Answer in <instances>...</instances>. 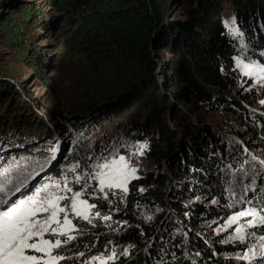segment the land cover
Listing matches in <instances>:
<instances>
[{"label": "trees", "instance_id": "trees-1", "mask_svg": "<svg viewBox=\"0 0 264 264\" xmlns=\"http://www.w3.org/2000/svg\"><path fill=\"white\" fill-rule=\"evenodd\" d=\"M112 1L113 6L101 8L89 0H59L63 13L58 39L90 61L98 56L115 57L142 70L138 83L112 109L126 112L136 107L131 129L139 139H147L145 156L153 168L130 181L124 203L113 198L112 206L102 205L100 210L119 223L116 230L86 225L85 234L62 253L76 259V253L93 255L128 245V256L109 264H235L224 254L242 246L220 244L201 232L198 223L228 210L224 171L246 151L231 152L225 134L206 119L227 116L246 126L248 151L264 144V119L249 110L255 92L237 89L232 59L237 46L218 16L227 3L244 34V44L251 54H258L264 51V0H174L183 7V14L174 21L167 19L164 0ZM17 36L23 37L19 31ZM18 46L24 48L21 43ZM152 49H164L167 58L157 60ZM32 56V66L42 68V57L35 52ZM7 89L13 96L12 107L4 105L6 99L0 93V121L16 115L13 100L20 94L14 87ZM29 111L26 108L22 115H30ZM18 117L12 123H18V131L26 130L31 118ZM54 118L60 121L62 115ZM164 162L168 171L163 169ZM140 188L145 191L141 193ZM146 216L151 219L146 221Z\"/></svg>", "mask_w": 264, "mask_h": 264}, {"label": "rangeland", "instance_id": "rangeland-1", "mask_svg": "<svg viewBox=\"0 0 264 264\" xmlns=\"http://www.w3.org/2000/svg\"><path fill=\"white\" fill-rule=\"evenodd\" d=\"M89 1L91 4L93 1L97 2L96 5L100 4L101 8L113 6L115 3L112 0ZM173 1L164 0V6L168 7L169 21H174L183 14L181 3ZM59 3V0H55V4L54 0H0V84H3L0 85V93L3 95L2 98L6 99L4 105L12 107L13 96L8 95V87H14L20 94L13 100L16 115L0 121V179L23 178L37 173L29 180V185L34 191L36 186L49 182L50 178H56L62 172L71 180L72 173L68 170V165L79 163V171L82 173L85 164L94 162L95 158L101 156L111 158L113 149L117 155L130 157V162L138 167L137 175L153 168L145 156L147 149L143 151V155H132L138 150L137 142L148 144L147 139H139L131 129L133 128L130 123L131 116L136 107L126 112L112 109L114 104H118L121 96L132 88L134 83H138V79L143 75L142 70L133 62H124L115 57L107 59L98 56L93 62L84 54L62 45V41L58 39L59 19L63 13ZM218 16L223 27L222 21L233 17L234 13L232 8L224 3ZM17 30L21 32L22 38L17 36ZM13 31H15L14 35ZM234 40L238 51L236 56L241 57L245 62L264 63V55H262L264 51L251 54L242 38ZM241 41L245 46H242ZM17 43L23 44L24 48L20 50ZM152 51L157 60L168 56L164 49H152ZM33 52L42 57L44 62L42 68L32 66ZM234 69L237 89H252L255 92L253 101L249 105L250 112L264 119V105L259 103L264 99V87L253 82L251 78L242 76L235 62ZM158 72L159 70L156 71ZM26 108H29L30 115H22ZM60 115L62 119L56 121L54 117L58 118ZM22 116V120L26 117L31 118L30 125L26 130L23 128L18 131L16 128L18 123L12 121ZM98 117L102 118L95 121ZM206 122L221 126L219 129L211 123L216 130H220L221 134H225L231 152L239 148L244 151L247 149L244 141L248 138L246 126H242L230 117L219 115L208 117ZM45 130H50V133ZM180 131L177 130V133ZM256 147L251 151L247 149L241 157L235 158L234 166L228 165V169L224 171L228 198L225 205L228 210L220 212L210 220L206 219L198 223L201 227L200 231L209 234L215 240L220 241L233 234L232 229L218 232L227 215L246 208L254 207L258 212L264 209V166L259 163L264 160V144ZM53 148L56 149L55 153L52 152ZM252 156L256 157L255 161L252 160ZM162 165L163 169L169 170L165 162ZM245 172L249 174L244 175ZM252 172L257 173L254 180ZM22 191L30 194L25 189ZM116 192L117 196H110L111 200L122 195L119 190ZM90 202L96 201L90 200ZM103 204L110 206L107 202ZM100 209L101 207L98 209L101 213L107 214ZM94 223L111 227L113 230L117 229L114 228L115 224L117 226L119 224L112 219L107 222L94 220ZM82 226L86 228V224ZM247 231H254L255 235L246 238L243 244L233 242L242 246V249L229 254L230 261L235 264L239 262L249 264V262L235 260L234 254L242 255L252 245H257L253 250H259L257 237L264 235V230L257 228ZM125 248L129 249V246H112L103 252L93 255L88 253L79 256L80 258L75 257L76 259L64 256L62 251L61 255L67 259L60 264H84L90 257H106L112 250L117 257H126L121 255ZM251 264L256 262L253 261ZM260 264H264V260H261Z\"/></svg>", "mask_w": 264, "mask_h": 264}, {"label": "snow or ice", "instance_id": "snow-or-ice-1", "mask_svg": "<svg viewBox=\"0 0 264 264\" xmlns=\"http://www.w3.org/2000/svg\"><path fill=\"white\" fill-rule=\"evenodd\" d=\"M222 24L229 37H243L244 34L234 16L223 20ZM241 44L245 46L242 41ZM232 59L242 76H247L264 87V63L245 62L239 56H233ZM259 103L264 105V99ZM137 145L138 150L132 155H143V151L148 148L147 142H137ZM52 152L55 153L56 149L53 148ZM252 160L255 161L256 157L252 156ZM259 163L264 166V160ZM79 169V163L68 165V170L72 173L71 180L62 172L58 177L50 178L49 182L36 186L34 191L29 185V180L37 173L23 178L0 179V264H60L67 259L61 252L85 234L82 224L95 227L94 220L110 221L112 216L101 213L98 209L102 207L103 202L112 205L110 196H117L116 190L122 194L120 203H124V197L129 193L130 181L139 179L138 167L130 162V157L117 155L115 149L112 150L111 158H95L94 162L85 164L84 172L81 173ZM256 174L252 172L253 180ZM22 189L30 194H25ZM139 191L143 193L145 189L140 188ZM212 203L216 204L217 201L213 199ZM113 210L119 211L118 208ZM157 211L160 209L157 208ZM261 212H264V209ZM261 212L253 207L227 215L218 232L232 229L233 234L221 239L219 243L243 244L246 238L255 235L254 231L248 232V229L264 230V214ZM150 219L149 216L145 217L146 221ZM257 240L258 251L253 250L257 245H252L242 255L234 254L233 258L237 261H247L249 264L253 261L260 264L261 260H264V235L257 237ZM108 243L111 244L112 241ZM128 254V248L121 253L123 256ZM224 256L229 259L228 254ZM117 258L112 250L106 257L92 256L84 264H109Z\"/></svg>", "mask_w": 264, "mask_h": 264}]
</instances>
